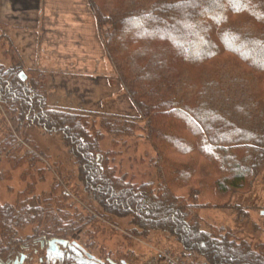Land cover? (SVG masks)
Segmentation results:
<instances>
[{
	"label": "trees",
	"instance_id": "16d2710c",
	"mask_svg": "<svg viewBox=\"0 0 264 264\" xmlns=\"http://www.w3.org/2000/svg\"><path fill=\"white\" fill-rule=\"evenodd\" d=\"M106 1L104 12L91 0L98 23L113 30L106 61L141 118L162 114L189 128L194 138L172 139L170 151L174 157L207 162L206 182L211 181L215 194L248 189L246 184L264 165V0ZM192 67L201 68L195 83L187 78ZM20 72L19 67L0 66V106L13 128L0 140V162L19 150L14 137L24 127L62 133L86 199L105 214L131 215L136 228L173 238L182 250L176 256L188 264H264V244L252 246L235 241L224 229L206 232L199 227L195 209L202 206L192 203L194 195L181 193L193 188L186 162L176 161L173 167L172 179L182 180L173 179L169 186L161 181L158 194L149 183L120 185L99 149L100 134L93 130L97 116L49 107L43 81L22 80ZM100 116L99 125L113 132L116 122L136 119ZM129 124L119 125L131 130ZM21 209L28 218L14 206H0V264H11L41 243L68 241L67 222L41 220L33 214L37 208ZM29 220L35 227L22 237ZM74 224L69 222L78 230ZM98 260L117 264L110 258Z\"/></svg>",
	"mask_w": 264,
	"mask_h": 264
},
{
	"label": "rangeland",
	"instance_id": "374dc122",
	"mask_svg": "<svg viewBox=\"0 0 264 264\" xmlns=\"http://www.w3.org/2000/svg\"><path fill=\"white\" fill-rule=\"evenodd\" d=\"M94 1L102 10L108 6L105 0ZM112 32L110 25L96 20L91 0H0V66L9 70L19 67L28 81L41 79L49 107L91 113L100 120V115L136 117L130 124V119L116 122L132 124L131 130L118 124L113 132L99 125L97 118L93 125L100 134L99 149L120 185L130 188L149 183L158 194L161 181L169 186L174 179L176 161L186 162L194 176L193 188L181 193L185 198L194 195L197 198L192 203L202 206L195 209L199 227L206 232L213 227L224 229L235 241L252 246L264 244V165L250 179V186L246 184L248 189L225 196L215 194L211 181L206 182L207 162L174 157L170 151L172 139L194 138L189 128L162 114L141 118L119 80L111 75L106 58ZM199 69L186 70L190 82L202 77ZM7 118L0 106V140L12 127ZM25 128L14 137L19 150L0 162V206L20 211L22 206L37 208L33 214L41 220L67 222L68 241L98 259L148 264L159 252L181 254V246L173 238L136 228L131 215L110 216L86 199L62 133L50 135L39 128ZM174 180L178 183L182 179ZM23 215L27 217V212ZM70 221L78 230L70 227ZM29 224L20 236L32 233L35 225ZM253 250L259 252L257 246ZM24 254L29 257L26 264H63L56 258L45 261L39 245L24 250Z\"/></svg>",
	"mask_w": 264,
	"mask_h": 264
},
{
	"label": "flooded vegetation",
	"instance_id": "af4514ba",
	"mask_svg": "<svg viewBox=\"0 0 264 264\" xmlns=\"http://www.w3.org/2000/svg\"><path fill=\"white\" fill-rule=\"evenodd\" d=\"M47 243L40 244V250L44 252L45 261L50 258H56L63 262L65 260L73 261L71 264H104V262L98 260L97 258H88L86 256V251L81 246L77 245L75 242H68V244L63 247L61 245L52 246L51 249ZM73 246V247H72ZM48 251V252H47ZM19 262V264H26V256L20 255L18 258L14 259L11 264Z\"/></svg>",
	"mask_w": 264,
	"mask_h": 264
},
{
	"label": "built area",
	"instance_id": "2783aa9c",
	"mask_svg": "<svg viewBox=\"0 0 264 264\" xmlns=\"http://www.w3.org/2000/svg\"><path fill=\"white\" fill-rule=\"evenodd\" d=\"M149 263L150 264H188L185 260H183L179 256L172 255V253L168 251L157 253L155 257H152L149 260Z\"/></svg>",
	"mask_w": 264,
	"mask_h": 264
},
{
	"label": "water",
	"instance_id": "95a60500",
	"mask_svg": "<svg viewBox=\"0 0 264 264\" xmlns=\"http://www.w3.org/2000/svg\"><path fill=\"white\" fill-rule=\"evenodd\" d=\"M19 76H20V78H21L22 80H24V76H22L21 74H20ZM67 244H68L67 241H61V240H53V241H50V242L48 243L50 249H51L52 246L55 247V246H57V245H61V246L65 247ZM47 252H48V251H47ZM86 256H87L88 258H90V259L93 258L92 256H90V255H88V254H86ZM14 264H19V262H16V261H15ZM121 264H126V263L121 262Z\"/></svg>",
	"mask_w": 264,
	"mask_h": 264
},
{
	"label": "crops",
	"instance_id": "0c3cea01",
	"mask_svg": "<svg viewBox=\"0 0 264 264\" xmlns=\"http://www.w3.org/2000/svg\"><path fill=\"white\" fill-rule=\"evenodd\" d=\"M57 108V107H56ZM59 109H62V108H59ZM65 109H67V108H65ZM71 110V109H70Z\"/></svg>",
	"mask_w": 264,
	"mask_h": 264
}]
</instances>
